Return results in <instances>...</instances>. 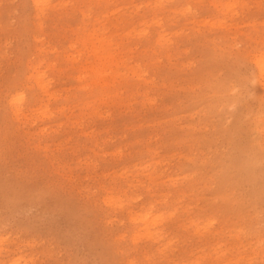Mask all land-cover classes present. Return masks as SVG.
<instances>
[{
  "label": "rangeland",
  "instance_id": "rangeland-1",
  "mask_svg": "<svg viewBox=\"0 0 264 264\" xmlns=\"http://www.w3.org/2000/svg\"><path fill=\"white\" fill-rule=\"evenodd\" d=\"M259 59L264 0H0V264H264Z\"/></svg>",
  "mask_w": 264,
  "mask_h": 264
},
{
  "label": "bare ground",
  "instance_id": "bare-ground-1",
  "mask_svg": "<svg viewBox=\"0 0 264 264\" xmlns=\"http://www.w3.org/2000/svg\"><path fill=\"white\" fill-rule=\"evenodd\" d=\"M39 1V0H38ZM258 66L260 67V73H261V75H264V60H262V59H259V61H258ZM104 66V68L105 67H107V68H110V64L109 63H105V65L102 63V64H100V65H97V66H95L94 67V71L95 72H99V70L100 69H102V67ZM135 72V71H134ZM100 73V72H99ZM133 73V72H132ZM263 79V78H262ZM107 84V83H106ZM41 85L42 86H44L45 87V84L41 81ZM17 100V99H16ZM83 115H85V114H83Z\"/></svg>",
  "mask_w": 264,
  "mask_h": 264
}]
</instances>
